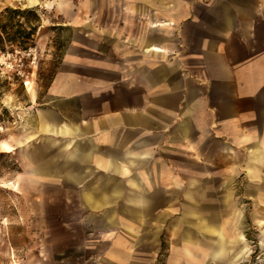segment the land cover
I'll list each match as a JSON object with an SVG mask.
<instances>
[{"label":"crops","instance_id":"1","mask_svg":"<svg viewBox=\"0 0 264 264\" xmlns=\"http://www.w3.org/2000/svg\"><path fill=\"white\" fill-rule=\"evenodd\" d=\"M84 13L30 173L78 204L97 264H182L202 235L240 262L244 220L264 236V0H85Z\"/></svg>","mask_w":264,"mask_h":264},{"label":"rangeland","instance_id":"2","mask_svg":"<svg viewBox=\"0 0 264 264\" xmlns=\"http://www.w3.org/2000/svg\"><path fill=\"white\" fill-rule=\"evenodd\" d=\"M84 1L0 0V10L35 7L42 19L36 47L0 54V264H97L79 245L84 229L90 227L72 219L79 214L78 204H67L60 188L30 173V153L38 161L49 154L39 132L40 117L50 110V80L73 41L81 40V26L75 22H84ZM89 13L97 21L98 5L92 4ZM243 225L246 239L229 253L247 245L240 262L232 263L225 255L211 257L204 243L210 237L202 235L201 249L182 264H264V236L250 217ZM164 260L161 257L157 264Z\"/></svg>","mask_w":264,"mask_h":264},{"label":"trees","instance_id":"3","mask_svg":"<svg viewBox=\"0 0 264 264\" xmlns=\"http://www.w3.org/2000/svg\"><path fill=\"white\" fill-rule=\"evenodd\" d=\"M41 20L39 9L35 7L7 6L1 9L0 54L28 52L36 47Z\"/></svg>","mask_w":264,"mask_h":264}]
</instances>
